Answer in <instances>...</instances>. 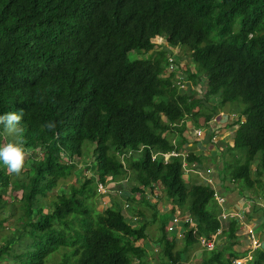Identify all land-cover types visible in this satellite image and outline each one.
<instances>
[{"label":"trees","instance_id":"obj_1","mask_svg":"<svg viewBox=\"0 0 264 264\" xmlns=\"http://www.w3.org/2000/svg\"><path fill=\"white\" fill-rule=\"evenodd\" d=\"M160 34L188 49L194 70L182 67L185 90L161 76L163 51L128 56L151 51ZM202 80L204 94H192ZM21 109L19 137L0 126V146L19 140L28 153L19 176L0 163V264H153L140 240L158 244L159 264H181L198 238L218 229L213 249H203L195 264H234L247 253L245 264H264V208L256 215L259 246L239 253V220L224 216L233 205L224 210L211 185L184 175L183 160L200 165L203 158L176 154L191 141L188 120L208 121L220 110L245 116L227 147L236 158L221 155L215 170L221 183L231 180L227 198L239 193L264 203V0H0V115ZM141 145L139 157H127ZM170 153L164 161L161 154ZM69 178L76 185L64 182ZM122 182L131 191L120 199ZM58 185L65 186L59 194ZM147 188L158 189V202L169 207L154 240L146 228L158 210L148 205ZM97 196L110 205L97 211ZM181 210L190 222L178 247L166 226ZM130 221L141 224L134 229Z\"/></svg>","mask_w":264,"mask_h":264},{"label":"clouds","instance_id":"obj_2","mask_svg":"<svg viewBox=\"0 0 264 264\" xmlns=\"http://www.w3.org/2000/svg\"><path fill=\"white\" fill-rule=\"evenodd\" d=\"M155 39L156 40L157 39L158 40L163 39V41L165 42L166 45L157 48L156 44H155L156 43ZM150 41H151V44L153 45V48H152L151 51L144 52V51H140V50H132V51H130V53L131 52H137L138 55L144 54L146 56L145 58L135 59V60H143V59L150 58L151 56L156 54V52H158V51H163L165 53V60H167V63L164 66V71L167 70L169 74L170 73L176 74V77H174V76L171 77L173 79L172 81L176 80L177 84H179L180 89L185 90L186 86L181 80V79L185 78V77H183V78L181 77V75H185V73H184L185 71L182 69V67L186 66L190 70H194V64H193V62L191 60V57L186 53V52H188V49L182 48L179 45L170 44L166 40L164 34L156 35L153 38H151ZM164 71L161 74L162 77H164V74H163ZM206 83H207V81H206ZM45 85H46V96H47V83ZM194 89H198V91H201L202 94H204V91L206 89V84L204 85V87L198 86L197 88H194ZM196 96H199V95H196ZM23 117H24V111L22 109L19 112H7L5 114L0 115V126L3 127V130H4V132L6 134L14 135L16 137H19L22 134V132H23V128H22ZM242 118L244 119V121H242ZM245 120H246L245 116H240L239 117L236 112H230V111H225V110L221 111L220 110V111H218V113H216L208 121H205L203 116L199 117L197 119V123L193 122L192 120H188L187 123L190 122L192 125L187 127V124H186V128H187L186 135H188V137H189V136H191L190 134H192L193 137L195 138V140L194 141L191 140L189 143L193 144V145H197V147H198V145H201L199 143V141L202 139V136L204 134V129L207 132H210V133L206 132V134L208 136L211 135V133H212V137L210 139L208 138L209 145L210 146L213 145L214 147H218L217 146V145H219L218 142L221 141V146L223 144L224 145H223V147H221L222 151L220 153H221V155L225 156L224 157L225 159H227V154H229V152L227 153V151H228L227 147L233 148L235 132L239 128V125L243 124L245 122ZM193 125L196 126L195 129H193ZM222 125H226V127L222 128ZM44 127L51 131V130L55 129L56 125H55V123L49 121L48 123H46L44 125ZM229 129H231L232 131L230 132ZM223 131H225V132L227 131L228 132V133H226L227 136L224 137V139L222 138L221 140L214 141V138L216 137V135L222 133ZM231 139H232L233 143H232ZM144 148H145L144 145L139 146L135 151H130L129 156H127V157H132V158L139 157L140 156L139 154H141V152L143 151ZM183 148H184V145L180 148V152L176 153L178 156L182 155V157H183L189 151H191V150H187V149L185 151H182ZM197 151H200V155H201L202 152H205L203 149H198ZM191 152L194 153V156L199 158L198 154L195 151H191ZM222 152H225L227 154L226 155L224 153L222 154ZM171 154H175V153L161 154V155L162 156L163 155H170L169 157L176 155V154L175 155H171ZM27 156H28V153L26 152V150H25V148L23 146V143L20 142L19 140H17V142H8V143H5L2 146H0V163H2L7 168L8 172L13 174V175L19 176L24 171L25 165H26ZM157 156H158V154H153L151 156V160H156L158 158ZM62 157H65V155L63 154ZM162 158L164 159V161H167V159H168L167 158L165 160L164 156ZM74 160H75V158L72 159V161H74ZM211 160L220 162V155H218V157L216 159H211ZM198 166L199 165H197L195 163H190L189 164V163H187L186 161L183 160V162H182V170H183L184 175H186V176H194L195 178H199L200 173L202 174V176H206L207 173H209L211 175L210 178L212 180L213 179L216 180V184L212 185L209 181L204 180V179H202V183L207 184L209 186L211 185L212 188L214 186L218 187L217 189L213 188V190H215L214 195H215L216 203L220 207H224V210H227L225 208L226 207L225 203L227 201V197L225 195H223V193L221 192L220 189L224 185H229L231 180H228L225 183H221L219 177L217 176V172H216L215 168H212V169L211 168H207V171L205 173H202L198 169ZM215 167L220 169L222 167V163H220L219 165L216 164ZM122 183H123V185L127 184L126 182H122ZM121 185L122 184H118L117 187H121V189H122L123 185L122 186ZM117 187H116L115 191L117 190ZM106 190H107V188L103 187L100 184H98L97 187H96V191L99 194H104L106 192ZM101 191H103V193ZM129 191H131V186H130ZM147 191H149V193H147ZM217 191L219 192V194L217 193ZM118 192H119V196H117V197L122 199L123 198L122 196H124V195H120V194L123 191L122 190H118ZM158 193H159V190L156 189V188L154 189V191H152L150 188H147L145 190V194L148 197L149 203H150L151 199H153L155 201V203L153 205L156 206L158 212L160 213V211H162L164 209L168 210L169 207H165V206H163V204L161 205V202L157 201ZM221 193H222V196H221ZM152 194H153V198H151ZM255 197H257V198H255ZM241 200H243V201L246 200L247 202H250V203L252 202V204L255 205V206H259L261 203H263V200H262L261 196H253L250 200H247V199H245V197L241 196ZM109 205L110 204L107 203L106 207H108ZM153 205H151V206H153ZM262 206H264V203H263ZM258 208H260V207H258ZM260 209H262V208H260ZM260 209H258V213L260 212ZM260 215H263V214L260 213ZM224 216L225 217L226 216H230V217L237 218L239 220L238 223L241 225L240 228L248 227L249 229H248V233L247 234H251V238L248 237V239L252 240V239L259 238V234H258V230H257L258 226L256 225V223L254 221V220L257 219V216L254 217L255 218L254 220L250 219L249 217L247 219L246 216H245V213L243 211H240L239 209L236 210V211L235 210H233V211H224ZM172 217L173 218L169 221L168 225L166 226V229L168 231L167 233L169 235H171L173 237V239H175L176 244L178 245V242L181 241L183 239V237H184V230H182L183 225L185 223L190 222V219H189V217L185 216V214L183 216L176 214V215H174ZM174 218H176V219L178 218L177 219L178 220L177 224L173 223V219ZM226 219H227V217H226ZM131 222H133V221L129 222L130 226H131V224H130ZM172 227H175L176 229L172 230ZM220 233H221V229H218L217 232L214 233L209 240H206V239L201 238V237L198 238V240H197L198 241V246L197 247L200 248V250L201 249L202 250L203 249L212 250L213 247H214V241L217 242V239H218V236H219ZM252 234L254 236H252ZM141 241L143 243L139 244V242H141ZM149 243L150 242H148L146 240H144V241L140 240L136 244L141 246V247H143L145 249V252H146V258L145 259H148L149 263L153 262V264H157V262L159 260L158 259V253H159V250H160L159 246L154 241L153 246H152L153 249H152V252L150 253V252L147 251V246H149ZM209 244L211 245V247L208 246ZM197 247H196L195 250H197ZM194 251H192V253ZM185 256H187V255H185ZM235 260L237 261V259H235Z\"/></svg>","mask_w":264,"mask_h":264},{"label":"rangeland","instance_id":"obj_3","mask_svg":"<svg viewBox=\"0 0 264 264\" xmlns=\"http://www.w3.org/2000/svg\"><path fill=\"white\" fill-rule=\"evenodd\" d=\"M155 42H156L155 44H156V47L157 48L166 45L165 42L163 41V39H160V40L157 39ZM128 56H130L134 60L135 59L145 58L146 57L144 54L138 55L137 52H131V53L128 54ZM163 74H164V77H169L170 75L176 77V74H172V73L169 74L167 70H165ZM181 77L183 78V77H185V75H181ZM171 80H173V79H171ZM205 84H206V81L203 80L202 82H200V84L198 86L204 87ZM192 93L194 95H199V96L202 95V92L201 91H198V89H192ZM209 102L212 103V99ZM225 111H227V110H225ZM242 121H244L243 118H242ZM191 125L192 124L190 122L187 123V127H189ZM225 127H226V125H222V128H225ZM195 128H196V126L193 125V129H195ZM229 131L231 132L232 130L229 129ZM206 132L207 131L204 129V134L202 136V139L199 141V143L201 145H198V147H197V145H193V144L187 143V144L184 145V148L182 149V151H185L186 149L187 150H191V151H195L198 154L199 157L201 156V158H203V161H201V164L198 166V169L202 173H205L207 171V168H211L212 169V168H215L216 164L219 165L220 163H224V161L222 160V158L220 159V162L211 160V159H216L218 157V155L221 156V153H220L222 151V148L221 147H223L224 144L221 146V141H219L218 142L219 145H217L218 147H214L212 144H211L212 146H210L209 143H208V137H207ZM207 133H210V132H207ZM226 133H228V132L227 131L226 132L223 131L222 133L217 134L216 137L214 138V141L221 140L222 138L224 139V137L227 136ZM190 135L191 136H189V139L192 140V141H194L195 138L193 137L192 134H190ZM231 141H232V139H231ZM232 143H233V141H232ZM90 145H91L90 142H87V141L84 142L83 147H82V154H83V156L84 155H88V153L90 154V152L88 150V148H89ZM198 149H203L205 152H202L201 155H200V151H197ZM232 152L237 153L238 155H240V154L243 153V149H241V148L240 149H236V150H234ZM227 153H228V151H227ZM227 153L224 152L225 155ZM231 156H233V155H231ZM223 157H225V156H223ZM231 158L232 159H235L236 157L234 156V157H231ZM229 159H230V154H227V160H229ZM83 160H85V159H83ZM81 163L83 165L84 161H82V162L81 161L80 162L77 161L78 168H82ZM254 166H255V164H253L252 169H255ZM231 167H233V166L229 164L227 167L225 165V168H223L224 175L228 179H229L228 173L231 170ZM210 177H211V175L209 173H207L206 176H202V174L200 173L199 178H192L191 179V182H202V179H204V180L209 181L212 185H215L216 184V180L215 179L212 180ZM64 182H69L71 184L72 183L75 184L73 178H69L68 180H65ZM241 184L244 186L243 183H241ZM122 185H123V183H122ZM64 188H65V186L58 185L55 188V192L57 194H59V191H63ZM91 188H93V185H92ZM213 188L214 189H217L218 187L217 186H214ZM129 189H130V184L129 183L123 185L122 186V189L121 188H117V190H122L123 191V192H121L120 195H124V196L130 194ZM262 191L263 190H260V189L257 190L258 193H260V192L262 193ZM101 192L103 193V191H101ZM147 193H149V191H147ZM217 193L219 194L218 191H217ZM16 194H19V193H16ZM160 195H161V193H160ZM7 196H8V194H7ZM151 198H153V194H152ZM255 198H257V197H255ZM101 200L102 199L100 197H98V196H97V198L94 199V201L96 203V209H98L97 211H99L100 209L104 210L105 207L107 206V203L104 202L105 200L104 201H101ZM146 200L148 201V205L149 206H151V205H153L155 203V201L153 199H151V201H150L151 204H150L149 203V200H148V197L146 198ZM188 203H189V201H187V205H188ZM238 203H239V201L236 202V205ZM262 205H263V203H261L259 205V207L260 208H263L264 206H262ZM236 207H238V206H236ZM143 209L145 211V214H146L147 219H151L150 218V216H151L150 211L145 210V208H143ZM160 212H162V213H159L158 212L157 215H156V217H155V219L154 220H151L149 222L147 228H146L147 233H148V236H150L152 238V240H154L155 238H157L158 235H159V232L156 229V227H159L162 218H168L169 211H167L166 209H164V210H162ZM180 213H181L180 215L183 216L184 215L183 213H186V212H184V211L181 210ZM247 218H248V216H247ZM249 218L250 219H253L250 216H249ZM130 224H131V227H133L134 229H137L140 226L141 223L133 221ZM5 226L7 227V229H5V231L2 234H5L6 235V232L9 233V230L8 229L12 228L13 222L12 221H8V223H6ZM175 229H176L175 227H172V230H175ZM248 229H249L248 227H245V228L242 227V228H239L238 229L237 235L239 236V240H238L239 243L233 249H235L239 253H242V252L246 251L247 249H250V250L251 249H255L256 247L259 246L258 241L260 240V238H256V239H252V240L251 239H248V237L251 238V234H247L248 233ZM252 236H254V235L252 234ZM263 238H264V236H263ZM241 241H242V244H241ZM142 243H143L142 241L139 242V244H142ZM153 243L154 242H150L149 243V246H147L145 244L147 246V251L150 252V253L152 252V249H153L152 248ZM181 246H183L182 241H179L178 242V247H181ZM202 251H203L202 249L200 250V248L197 247V250H195L193 253L191 252L188 256H184L183 255L182 256L183 257L182 258L183 260H182L181 264H195L197 262V260L199 262V259L201 258ZM249 258H250V253H247V256L246 257L237 259L238 262L235 260L233 263L234 264H243V263L245 264L246 261ZM46 262H49L50 264H52V262H54V261L48 259V260H46ZM5 264H18V263H17V261L14 258H10V259H7L6 260ZM157 264H159V262H157Z\"/></svg>","mask_w":264,"mask_h":264},{"label":"crops","instance_id":"obj_4","mask_svg":"<svg viewBox=\"0 0 264 264\" xmlns=\"http://www.w3.org/2000/svg\"><path fill=\"white\" fill-rule=\"evenodd\" d=\"M192 178H195L194 176H192ZM227 185H224L223 187H221V192L224 194V192H223V188H225ZM228 194V193H227ZM227 194H225L226 195V197H227ZM238 195V196H237ZM241 194H239V193H233V194H231V195H228V198H227V207H225L226 209H228V207H230V204H232L233 205V207H232V211L235 209V210H240V211H243L244 213H245V216H246V218H247V216H252V218H253V220L255 219L254 217L256 216V215H258L259 213H258V207L259 206H255V205H253L252 204V202L250 203V202H247L246 200H241V196H240ZM237 201H239V203L236 205V202ZM247 203V204H246ZM236 206H238V207H236ZM228 211H230V209H228ZM248 219V218H247ZM255 221V223H256V225H257V221L256 220H254ZM239 237V236H238ZM238 240H239V238H238ZM241 244H242V241H241Z\"/></svg>","mask_w":264,"mask_h":264},{"label":"built area","instance_id":"obj_5","mask_svg":"<svg viewBox=\"0 0 264 264\" xmlns=\"http://www.w3.org/2000/svg\"><path fill=\"white\" fill-rule=\"evenodd\" d=\"M171 155H175V154H171ZM163 156H164V158H165V160H166L170 155H163ZM177 222H178V220H177L176 218H174V219H173V223H174V224H177ZM169 229H170V228H169ZM208 246L211 247L210 244H209Z\"/></svg>","mask_w":264,"mask_h":264}]
</instances>
